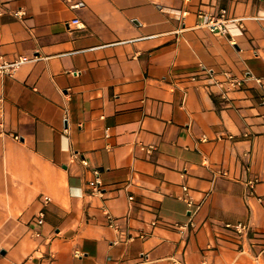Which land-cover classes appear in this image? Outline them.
Listing matches in <instances>:
<instances>
[{
    "label": "crops",
    "instance_id": "crops-1",
    "mask_svg": "<svg viewBox=\"0 0 264 264\" xmlns=\"http://www.w3.org/2000/svg\"><path fill=\"white\" fill-rule=\"evenodd\" d=\"M199 2L264 4L0 0V63L38 56L0 71V264H264V20L231 43L183 27Z\"/></svg>",
    "mask_w": 264,
    "mask_h": 264
},
{
    "label": "built area",
    "instance_id": "built-area-1",
    "mask_svg": "<svg viewBox=\"0 0 264 264\" xmlns=\"http://www.w3.org/2000/svg\"><path fill=\"white\" fill-rule=\"evenodd\" d=\"M264 2V0H262ZM186 4H192V0H183ZM17 15L20 18H23L25 15L24 11H19ZM175 15L178 19H181L183 21V27H190V28H203L211 33H215L222 36H227L231 43L236 42V38L240 35H243L245 33V22L248 19H254V20H264V4L261 8H259L254 13H237L234 9H232L228 5L224 4H217L214 6H205L203 2H199L195 4L194 9L191 10L189 8H182L178 11L176 10ZM195 16V21L192 25H188L186 22V19L190 16ZM73 22L77 25V27L82 28L84 27V24L80 21V19L76 18L73 20ZM1 63H0V71L9 75H13L15 71L23 64L34 60L38 58L37 55L34 57H30L27 55H20L15 57L14 59H5L4 57H1ZM227 77V82L231 84L233 87H241L243 85L244 80L236 77L235 75L231 73H225ZM260 81V79H258ZM16 139H19V136H15ZM155 147L152 145L149 146H142V149H145L147 151H152ZM85 163L86 161L83 160ZM95 177L89 181V189L91 194L97 195L99 197H104L105 190L103 188V183L100 177V171L98 169L94 170ZM223 174H226V172H223ZM258 182L257 178L249 179L247 181L249 186V194L253 195L255 193V184ZM185 190H188V187H184ZM130 200L134 199V196L131 195ZM187 202V205L189 207H194L195 210L199 208V204H195L194 201L191 198L185 199ZM45 203H48L49 197H44ZM44 210H41L35 217L37 219H40L44 216ZM108 224L111 227L117 228V218L112 215L110 212H106ZM155 224V223H154ZM178 229H187L189 227H196L197 223L191 219L186 223H176L175 224ZM224 228L227 231H230L231 233L235 234L239 239H242L244 236H248L251 232V224L248 221H238L235 223H225ZM37 236L40 235V233L36 234ZM141 237L146 238L147 234L144 232H141L138 235L130 234L127 239L133 240L135 237ZM175 264H185L184 262L180 260H174ZM201 264H209L206 259L202 261Z\"/></svg>",
    "mask_w": 264,
    "mask_h": 264
},
{
    "label": "rangeland",
    "instance_id": "rangeland-1",
    "mask_svg": "<svg viewBox=\"0 0 264 264\" xmlns=\"http://www.w3.org/2000/svg\"><path fill=\"white\" fill-rule=\"evenodd\" d=\"M226 1H228V0H226Z\"/></svg>",
    "mask_w": 264,
    "mask_h": 264
}]
</instances>
